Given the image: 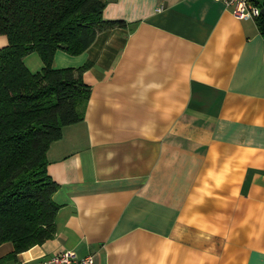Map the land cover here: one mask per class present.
Segmentation results:
<instances>
[{
	"label": "crops",
	"instance_id": "0c3cea01",
	"mask_svg": "<svg viewBox=\"0 0 264 264\" xmlns=\"http://www.w3.org/2000/svg\"><path fill=\"white\" fill-rule=\"evenodd\" d=\"M123 19L54 67L91 65L82 119L46 151L51 238L95 264H264V36L221 0H103ZM6 39L0 36V46ZM31 70L36 52L23 56ZM12 249L0 242V255Z\"/></svg>",
	"mask_w": 264,
	"mask_h": 264
},
{
	"label": "trees",
	"instance_id": "16d2710c",
	"mask_svg": "<svg viewBox=\"0 0 264 264\" xmlns=\"http://www.w3.org/2000/svg\"><path fill=\"white\" fill-rule=\"evenodd\" d=\"M263 8L254 21L264 36ZM103 0H0V242L12 249L0 264H19L18 253L51 238L56 229L57 188L47 172L46 151L62 127L82 119L89 84L82 77L91 65L54 67L57 49L78 54L102 29L125 26L102 17ZM41 60L31 71L23 56Z\"/></svg>",
	"mask_w": 264,
	"mask_h": 264
},
{
	"label": "built area",
	"instance_id": "2783aa9c",
	"mask_svg": "<svg viewBox=\"0 0 264 264\" xmlns=\"http://www.w3.org/2000/svg\"><path fill=\"white\" fill-rule=\"evenodd\" d=\"M231 7V13L237 18H254L260 12L258 5L251 0H221ZM34 264H95L92 254L77 256L71 250L58 251Z\"/></svg>",
	"mask_w": 264,
	"mask_h": 264
},
{
	"label": "water",
	"instance_id": "95a60500",
	"mask_svg": "<svg viewBox=\"0 0 264 264\" xmlns=\"http://www.w3.org/2000/svg\"><path fill=\"white\" fill-rule=\"evenodd\" d=\"M260 11H263V8H261Z\"/></svg>",
	"mask_w": 264,
	"mask_h": 264
},
{
	"label": "rangeland",
	"instance_id": "374dc122",
	"mask_svg": "<svg viewBox=\"0 0 264 264\" xmlns=\"http://www.w3.org/2000/svg\"><path fill=\"white\" fill-rule=\"evenodd\" d=\"M1 36V35H0ZM38 70V69H37ZM35 71V70H34Z\"/></svg>",
	"mask_w": 264,
	"mask_h": 264
}]
</instances>
